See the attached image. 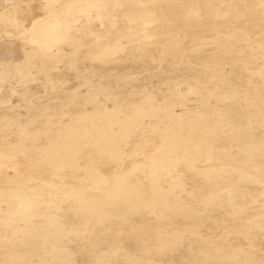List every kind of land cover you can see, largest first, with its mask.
I'll list each match as a JSON object with an SVG mask.
<instances>
[{"label": "rangeland", "instance_id": "obj_1", "mask_svg": "<svg viewBox=\"0 0 264 264\" xmlns=\"http://www.w3.org/2000/svg\"><path fill=\"white\" fill-rule=\"evenodd\" d=\"M16 1L0 0V13L16 19V13L11 11ZM7 6H11L8 11L2 9ZM122 10L123 0H75L63 14V19L73 16L74 21L70 22L72 25L62 39L49 45L39 39L38 31L34 40L33 35H20L18 40H13V36L0 30V54L6 59H17L29 51L40 54L51 51L64 61L62 65L57 63L52 73L62 76L63 66L70 64L72 58L89 59L94 52L104 51L108 44L106 33L112 28L118 29V23L131 27ZM148 27L154 28L152 39L158 38V42L153 43L158 52L164 48L162 40L169 34L161 32V21ZM181 35L182 30H179L174 37L178 40ZM234 43L238 50L249 46L241 40ZM257 51L252 52L255 57H258ZM12 62L16 61L12 59ZM85 66L82 80L77 83L68 80L64 89L40 88L39 83L44 78L36 67H22L21 72L29 80L26 86L15 79L0 80V107H10L9 142L24 139L28 142L29 155L43 157L52 153V161L59 167L63 164L59 154L62 150L86 151L91 154L86 158L89 163L98 152L101 155L97 156L98 160L108 157L106 162L112 164V177L100 188L93 179L101 173L93 175L83 171L71 177L66 169H61L57 172L58 186L56 180L47 178L39 193L19 191L16 197L21 200L34 195L50 205L54 191L63 195L65 191L71 192L72 186L81 187L78 196L85 207L77 228L48 222L40 236L29 235L27 228L15 224L13 212L20 217L27 214L23 201L11 209H3V202L15 192L0 187V264H220V260L221 264H249L246 262L248 248L243 244L235 250L232 248L238 237L234 230L236 225L219 218L223 213L228 216L237 213L234 204L237 195L232 186L236 181L255 184L253 198L264 197V115H259L252 107L264 93L229 94L227 90L234 80L240 85L248 82L243 57L236 60L235 69L231 71L225 61L221 64L223 73L230 71L232 79L210 74L200 83L187 78L178 79L175 86L172 81L166 82L172 83L169 86L173 88V98L168 99L146 85L155 84L143 78L146 75L126 81L105 79L107 75H90V71L103 70L91 69L92 63ZM10 69L13 71L14 67ZM0 70L5 72L1 65ZM22 91H26V96L22 102L18 101L19 105H13ZM63 91L65 94L59 93ZM88 96L94 100H87ZM9 99L12 101H7ZM203 130L209 134L211 144L198 139ZM125 133H129L130 138L121 148L107 145L108 137ZM190 135H197L198 140L192 146L172 144L176 138L180 141ZM6 143L7 139L0 136V149ZM1 156L4 160L10 158L8 153ZM200 157L208 160L202 162ZM41 161V166L47 165V161ZM132 162H135V170L145 175L157 169L160 176H166L167 172L161 168L170 164L192 171L171 179V185L163 189L156 186L154 191L146 193L141 188L143 185L137 184L140 174L124 170ZM222 166L227 169L221 170ZM189 173L200 182L214 179L218 185L229 183L230 186L213 189L205 198L198 197L202 205L183 200L189 210L183 214L182 208L174 205L181 200L180 194L198 196L196 186L189 184L192 178ZM247 207L255 215V225L261 228L259 234L264 237V212L250 200ZM152 224L160 225L154 230L164 232L156 244L149 243ZM173 230L176 233L171 236ZM198 243L207 247L201 248ZM39 246L45 249L40 250ZM211 248L226 250L229 254L213 257L209 253ZM203 258L206 263L200 261ZM253 264H264V254Z\"/></svg>", "mask_w": 264, "mask_h": 264}, {"label": "bare ground", "instance_id": "obj_2", "mask_svg": "<svg viewBox=\"0 0 264 264\" xmlns=\"http://www.w3.org/2000/svg\"><path fill=\"white\" fill-rule=\"evenodd\" d=\"M74 2L75 0H17L11 9L16 13V19L0 13V30L11 35V37L13 36V40H18L17 36L20 35H33L32 40H34L36 32L39 31V39L50 45V43L62 39L65 32L71 27L72 23L70 22L74 21V17L70 16L68 19H63V14L69 11ZM10 7L7 6L2 9L8 11ZM122 12L129 19L126 21L128 24H132L131 27H125L118 23V29L112 28L106 33L108 44H106L104 51L94 52L92 58L89 59L78 56L72 58L70 64L67 63L63 66L64 74L62 76L56 77L52 73V69L58 66L57 63L64 64V61L57 55H53L51 51L41 54L37 51H29L17 59H6L0 54V65L5 70V72L0 70V80L15 79L21 86H26L29 80L21 72L22 67L25 69L36 67V70L44 78V81L39 83L40 88L58 87L64 89L68 80L75 81L74 83L80 82L82 80V67L92 63L91 69L103 71H90V75H107L105 79L117 78L126 81L146 75L143 78L155 83L152 86L148 83L146 85L168 99L173 98L172 86H175L180 78H187L196 83H200L203 78L206 79V76L210 74L226 80L232 79L230 71L235 69L236 60L243 57L245 77L248 82L240 85L234 80L227 88L228 93L243 95L252 92H254L253 94L256 92L264 93V85L258 86L259 83L264 84V0H123ZM130 20H134L136 23L133 24ZM126 21L121 20L124 24ZM156 21L162 22L161 32L169 34L167 39L162 40V43L165 44L164 48L158 52L153 45V43L158 42V38L152 39L154 28L148 27ZM181 25L182 29H180ZM179 30H182V35L177 40L174 34ZM116 31L119 32L116 34ZM237 40L248 42L249 46L238 50L234 43ZM254 50H258L256 52L258 57L253 55ZM12 59L16 62H12ZM224 61L230 68L228 73H223L220 67ZM15 66L17 67L15 68ZM10 67H14V70L11 71ZM198 68L201 70L198 71ZM87 69L89 68L87 67ZM236 76H239V73L238 75L236 73ZM169 81H172L173 84L166 83ZM171 84L172 86H169ZM108 91L110 88L107 89ZM59 93L65 94L64 91ZM18 94L20 96L13 105H19L18 101L22 102L27 93L22 91ZM86 99L94 100L93 97L89 96ZM262 99L256 104L253 103L252 106L259 115H264V95ZM9 110L10 107H0V136L7 139L6 145L0 149V187L13 190L15 193H11L10 197L3 202V206H5L3 209H11L16 203L23 201V207L27 214L20 217L13 212L12 218L15 224L21 228H27L29 235L37 234L40 236L48 222L66 223L77 228L76 224L83 219L82 210L85 207L84 201L78 196V193L82 192L79 184L72 186L71 192L65 191L63 195L54 191L51 195L50 205H45L39 196L33 195L21 200L16 195L19 191L39 193L41 188L46 185L47 178L56 180L58 186L60 181L57 172L61 169H66L71 177L77 172L83 171L93 175L101 173L100 177L93 179L97 187L100 188L108 184L112 177V164L106 162L110 158L98 160L97 156L101 155L96 152L91 157L92 162L89 163L90 161L87 162L86 158L91 154L86 151L67 152L62 150L59 154L62 156L63 164L59 167L52 161V153L45 154L43 157L41 154L31 156L29 155L28 142H25L24 139L8 141L9 121H11ZM19 134H24V132L19 131ZM129 135V133L122 136L112 135L107 138V145L113 144L121 148L130 138ZM208 135L207 131L203 130L198 135L200 136L198 139L211 144L208 141ZM196 136L190 135V137L181 138L180 141L176 138L172 144L181 143L184 146H192L198 141ZM158 140L161 141L160 138ZM2 153H8L10 158L4 160L1 156ZM42 159L47 161L46 166L40 165ZM199 160L203 162L208 159L200 157ZM134 163L127 164L124 170L126 173L140 174L137 175V184H142L141 188L146 193L154 191L156 186L163 189L171 185V179L182 177L183 172L192 171L191 168L182 169L177 165L170 164L168 167L161 168L167 172L166 176H160L157 169H153L151 174L145 175L144 172L135 170ZM87 164L90 166L87 167ZM198 169L207 174L212 173L202 168H196V170ZM220 169H227V167L222 166ZM189 174L192 177L189 184L196 186L198 196H192L191 193L186 192L180 194L181 200L175 201L174 205L181 207L183 214L189 211L183 205V200L193 202L194 205H202L197 200L198 197L205 198L210 195L213 189L230 186L229 183L218 185L214 179L200 182L193 173ZM254 185L253 183L246 185L236 181L232 186L237 195V199L234 201L237 206V213L232 216L223 213L219 217L227 224L232 222L236 225L234 230L238 237L232 248L235 250L241 244L248 248L246 252L249 258L246 262L249 264H253L264 254V237L259 234L261 228L256 227L255 215L247 207V202L250 200L251 204H255L264 212V197L253 198L256 193ZM214 219L217 220V218ZM158 226L160 225H151V231L148 232L149 243L156 244L158 237L164 234L162 230H154ZM175 233L176 231L173 230L171 236ZM165 234H169V232H165ZM198 246L207 247L200 243ZM39 247L40 250L45 249L42 246ZM209 253L213 257L218 256V254L225 257L229 254L226 250H213V248ZM158 256L161 257V254ZM141 261L143 262V260ZM200 261L202 263L207 262L205 258Z\"/></svg>", "mask_w": 264, "mask_h": 264}]
</instances>
